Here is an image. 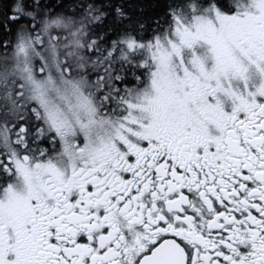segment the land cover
Segmentation results:
<instances>
[{"label": "snow or ice", "instance_id": "obj_1", "mask_svg": "<svg viewBox=\"0 0 264 264\" xmlns=\"http://www.w3.org/2000/svg\"><path fill=\"white\" fill-rule=\"evenodd\" d=\"M0 264H264V0H0Z\"/></svg>", "mask_w": 264, "mask_h": 264}]
</instances>
